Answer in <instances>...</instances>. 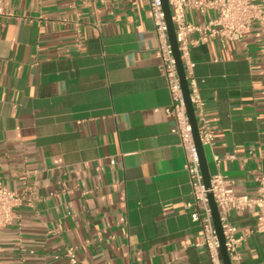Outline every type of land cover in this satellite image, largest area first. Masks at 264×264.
<instances>
[{
    "label": "crops",
    "instance_id": "1",
    "mask_svg": "<svg viewBox=\"0 0 264 264\" xmlns=\"http://www.w3.org/2000/svg\"><path fill=\"white\" fill-rule=\"evenodd\" d=\"M215 16L186 9L196 25ZM159 46L150 0H0V182L24 199L0 264H71L69 249L85 264H212L188 206ZM191 54L215 133L210 175L254 198L264 175L261 30ZM230 216L243 264H264L257 209Z\"/></svg>",
    "mask_w": 264,
    "mask_h": 264
},
{
    "label": "built area",
    "instance_id": "2",
    "mask_svg": "<svg viewBox=\"0 0 264 264\" xmlns=\"http://www.w3.org/2000/svg\"><path fill=\"white\" fill-rule=\"evenodd\" d=\"M168 1L190 88L191 102L198 122L200 141L204 149L206 147L213 148L215 133L213 124L206 114V104L199 91L195 77L196 63L192 59L191 49L216 39L224 44L240 41L251 30L254 23H257L261 30L264 47V0H259L260 4L255 0ZM150 7L160 41L157 50V55L161 60L160 71L166 79L172 101L167 114L173 118L172 133L179 138V145L184 149L186 155V170L191 184V201L188 203L189 208L192 209L191 218L202 228L204 245L209 252L212 264H223L220 242L208 198V194L212 193L219 210L231 264H243L240 252L242 237L239 236V229L231 222L230 214L234 212L237 216H242L247 211L256 208L258 217L254 231L264 234V175L257 180L258 191L254 198L248 195H239L233 180L222 174L211 177L209 190L205 187L181 80L169 42L168 27L161 0H150ZM188 8L202 12L213 11L216 16L205 24L196 25L187 21L186 9ZM192 35H197V38L193 39ZM215 161L217 164L221 162L219 157H215ZM23 202L24 199L20 195L0 182V241L3 232L16 220L15 210L21 207ZM66 256L71 264H85L77 259L73 249H69Z\"/></svg>",
    "mask_w": 264,
    "mask_h": 264
},
{
    "label": "water",
    "instance_id": "3",
    "mask_svg": "<svg viewBox=\"0 0 264 264\" xmlns=\"http://www.w3.org/2000/svg\"><path fill=\"white\" fill-rule=\"evenodd\" d=\"M161 2H162L163 11L165 14L166 22H167L169 42H170V45H171V48L173 50L174 57L176 60L178 74L181 80L183 95H184L185 103L187 107L188 117H189V120L192 126L193 137H194L195 145H196L198 156H199L200 167H201L204 184H205V187L209 190L211 188V175H210L209 166H208V162H207V158L205 154V149L200 141L198 122H197V118L195 115L194 106L191 102L190 88H189L188 81L186 79L185 68H184L182 56L179 50V44L177 41V35H176L175 25L173 22L172 11H171L168 0H161ZM208 198H209L210 208L212 211L215 230L217 232L218 239L220 242V251L222 255L223 264H231L229 255L227 253L224 231H223V227L221 224L217 204L215 202V199L212 193L208 194Z\"/></svg>",
    "mask_w": 264,
    "mask_h": 264
}]
</instances>
